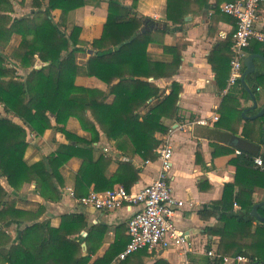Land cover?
<instances>
[{
    "label": "trees",
    "instance_id": "trees-1",
    "mask_svg": "<svg viewBox=\"0 0 264 264\" xmlns=\"http://www.w3.org/2000/svg\"><path fill=\"white\" fill-rule=\"evenodd\" d=\"M102 1L107 3L105 27L110 41L106 52L100 49V38L91 42L83 40L82 27L75 24L78 8L100 5ZM137 1L126 5L123 0H47L44 5L43 0H31L36 10L13 17L15 6L23 7L25 0H0V105L5 112L0 116V264H112L125 249L129 233L122 248L118 247L119 242H114L104 254L97 255L106 231L104 225L90 226L83 214L64 213L60 224L54 227L50 218H43L46 212L43 204L26 208L10 191L21 192L25 185L34 183L45 200L58 201L60 191L55 180L64 185L61 169L72 157L82 160L73 175L77 198L83 186L101 193L120 183L131 191L142 171L135 158L142 162L157 160L160 135L169 131L168 121L180 118L178 100L183 87L173 77L182 66L183 50L190 43L183 29L187 23L185 17L200 15L209 0H166L162 25L140 15L135 10ZM219 3L213 7L217 11L221 8ZM55 9L61 10L58 21L52 14ZM168 35L174 38L170 43L165 41ZM14 36L16 43L10 45ZM225 41L227 50L222 68L227 73L222 82L220 70L214 65L221 88L226 87L233 57L232 35ZM153 43L160 46V56L150 51ZM88 46L94 53L80 65L75 55ZM249 46L246 50L254 51ZM260 52L264 54L263 50ZM107 53L113 54L115 60L100 62L99 58ZM18 68L27 72L19 74ZM78 76L95 77L105 88L77 85ZM160 81L166 83L160 85ZM246 82L257 98V88H264V71L248 74ZM236 87L238 90L231 88L223 97L216 123L226 127L228 112L224 107L232 104L237 115L233 133L240 132L238 136L262 145L263 150L251 152L240 148V153L230 160L236 173L234 181L224 185L218 202L223 209V224L209 228L208 232L221 237L243 236L247 241L220 243L214 250L220 257L210 264L223 262L224 256L238 255L247 258L246 264H264V221H257L251 215L254 190L264 188V114L244 121L236 93L239 91L245 100L251 99V95L240 81ZM72 119L79 122L84 133L71 130ZM47 129H55L66 142L46 157L31 160L26 152L36 147L32 135L39 139ZM253 129H256L254 134ZM103 137L123 156L121 160L96 148L95 143ZM214 146L219 148L217 144ZM256 157L262 159V166L255 163ZM113 164L117 168L111 172ZM235 203L240 206L238 211H234ZM258 211L264 217V205ZM12 221L19 227L16 238L8 232ZM136 254L128 255L120 263L127 264Z\"/></svg>",
    "mask_w": 264,
    "mask_h": 264
},
{
    "label": "crops",
    "instance_id": "crops-1",
    "mask_svg": "<svg viewBox=\"0 0 264 264\" xmlns=\"http://www.w3.org/2000/svg\"><path fill=\"white\" fill-rule=\"evenodd\" d=\"M29 1L27 3L31 5V0ZM123 1L126 5L132 3V0ZM218 1H220L219 4L221 6L229 0H209L200 15L195 17L189 15L190 20L183 25L185 35L190 43L183 50V64L173 77V80L179 82L183 87L178 100L180 118L168 121L170 127H173V132L170 136L173 156L169 183L172 187L173 195L184 201V205L178 208L173 219L177 228L187 236L191 244V250L187 253L178 248L142 250L129 258L127 264H139L141 262L143 264H154L162 261L164 262L163 264H183L185 258L193 260L195 264H210L213 262V258L207 255L206 252L208 250H216L220 243L243 244L247 241V238L243 236L221 237L208 232L209 228L218 227L223 224L221 220L223 209L218 202L222 198L224 185L234 181L236 168L230 163V160L235 158L241 151L240 147L235 146V141L237 139H239V143L241 140L245 141L250 145L249 147L247 146V149L253 152L263 150L262 145L250 143L243 137L238 136L240 135L239 131H241L244 121L255 119L250 117L257 114L264 106V88L262 86L257 88V98L252 93L254 98L251 96V99L245 100L239 91L236 93L243 109L241 116L244 120L239 125L238 135H235L232 131L237 126V115L233 113L232 104H227L224 107L225 111L228 112L225 128L217 125L216 122L219 118L217 120L212 119L213 114L220 116L219 108L228 90L231 88H233V91L238 90L236 84L229 86L228 80L226 87L221 88L214 69V65L219 68V77L222 82L227 73L226 68L225 70L222 68V65H224V53L227 50V42L225 40L236 29V19L233 16L224 13L221 11V8L219 11L213 8ZM15 7L16 11L13 17L24 16L26 13H31L34 9L30 7L26 12V8L24 7L18 5ZM135 10L140 15L149 17L157 22V24L162 25L165 22L166 0H138ZM52 14L54 19L58 21L61 17V10L55 9L52 11ZM106 18L107 3L105 1H102L100 5H85L78 8L75 13V24L82 27L81 38L84 39V35L88 31L94 33L97 38L96 33L98 32L95 31L97 30L96 27L101 24L104 26ZM256 27L264 30V0L259 6ZM105 37V44L101 42L100 49L106 52L110 47V41L108 34ZM15 39L16 37L14 36L10 45L16 43ZM173 39L172 35H168L165 41L166 43H170ZM254 41L249 46L254 51L248 52L246 50V56L258 54L260 57L254 58L255 70L264 71V54L260 52L264 51V44L263 46L257 45ZM149 49L154 55H161V48L158 44H151ZM93 53L94 50L91 47H86L84 51L77 52L75 55L77 63L84 65ZM258 59L260 62H256ZM114 60V55L111 53H107L99 58L100 62H113ZM244 69L245 67L243 66L242 74ZM26 72L24 69L18 68L19 74L24 75ZM239 81L241 82V78ZM164 83L166 81L159 82L160 85H164ZM76 84L85 87L105 88L104 84L98 79L88 76H78ZM247 86L250 88L248 84ZM168 92L169 90L166 91V93ZM254 102L256 103L255 108H253ZM252 110L258 111L250 113ZM3 115H5V112L0 105V116ZM200 118L208 119V124L201 125L194 123ZM14 120L21 123L18 119ZM182 125H185V127L182 128ZM70 126L72 131L78 134L84 133V130L80 128L79 122L76 119L70 120ZM262 127L264 128V125ZM29 129L31 128L29 127ZM255 130L253 129L251 132L254 134ZM166 134L160 135V138L162 139ZM32 142L36 143V147L29 148L26 156L31 157V160H38L55 151L60 143L66 142V139L55 129H47L39 139H36L32 135ZM215 144L219 148H215ZM95 146L97 149H102L106 153L111 154L116 159L121 160L123 158L119 151L105 137L95 143ZM135 162L138 166H141L142 171L140 173V180L132 187L133 191L140 190L152 182L156 178L160 168L158 160L144 163L136 157ZM81 163V158L72 157L62 167L61 174L64 178V185L60 186L55 180V184L60 191L58 201L45 200L36 191L34 183L25 185L21 192L12 189L10 192L13 191L14 196L23 201V205L26 208H30L34 204H43L46 209L43 218H50L51 225L54 227L60 224L61 215L64 213H81L85 216L90 226L95 224L104 225L106 231L97 255L104 254L114 242H119L118 247L122 248L128 241L127 224L136 207L129 208L125 206L115 210H98L92 207H85L79 203L78 198L74 195L73 175L78 171ZM116 168L117 165L113 164L110 167V171L113 172ZM117 185L122 186L120 183L114 184V186ZM90 190H92V187L83 186L81 194ZM253 197L255 204L264 202V188L256 187ZM235 204L233 205L234 211H238L240 206ZM122 226L125 227L124 230ZM18 228V223L12 221L8 227V232L16 238ZM83 235L86 234L83 233ZM82 246L86 248V243L82 242ZM120 262L116 257L112 264H121ZM246 263L223 261L219 264Z\"/></svg>",
    "mask_w": 264,
    "mask_h": 264
},
{
    "label": "built area",
    "instance_id": "built-area-1",
    "mask_svg": "<svg viewBox=\"0 0 264 264\" xmlns=\"http://www.w3.org/2000/svg\"><path fill=\"white\" fill-rule=\"evenodd\" d=\"M263 0H234L223 3L221 11L236 19V29L232 34L233 57L228 78L229 86L236 84L242 76L246 49L252 40L264 43V30L256 27L260 3ZM218 114H213L212 119L217 120ZM194 123L206 125L208 119L200 118ZM182 128L185 125L181 126ZM173 127L162 138L160 146L156 149L157 160L160 168L156 178L137 191H128L123 186L117 185L104 192L90 190L81 194L77 199L85 207L98 210H115L122 207H136L128 221V233L130 239L117 259H125L128 255L142 250H159L178 248L184 253L191 250V244L187 236L181 232L173 217L178 208L184 205V201L173 195L169 183V173L172 168L173 147L170 136ZM145 161L144 163H148ZM255 163L262 166L260 157L255 158ZM236 205V204H235ZM211 258H219L214 250H208ZM224 262H247L242 255L236 257H223ZM183 264H195L189 258H185Z\"/></svg>",
    "mask_w": 264,
    "mask_h": 264
},
{
    "label": "water",
    "instance_id": "water-1",
    "mask_svg": "<svg viewBox=\"0 0 264 264\" xmlns=\"http://www.w3.org/2000/svg\"><path fill=\"white\" fill-rule=\"evenodd\" d=\"M188 20H190V16L185 17V21L188 22ZM90 53H91V50H90ZM255 57H260V56L258 54H249V55H247L245 57V60H244L245 69H244L243 74L241 76V83L248 90V92L251 94L252 98H254V97H253V94H252L250 88L247 86L246 76L248 74H251L255 70V65H254V58ZM255 107H256V103L254 102L253 108H255ZM250 108H252V107H250ZM250 108H248V109H250ZM248 109H246V110H248ZM263 114H264V106L262 107V109L257 114L251 116L250 118H257V117L262 116ZM263 139H264V134H263ZM237 141H235L237 143V144L235 143V146L240 147V148H244L246 150H249V149H247V146L248 147L250 146L249 144H247L243 140H241L240 143H239V139H237ZM249 151L253 152L252 150H249ZM261 205H264V202H259V203L254 204L253 207H252V210H251V215L257 221L263 222L264 221V217H262V215L258 211V208ZM254 264H259V263L255 262Z\"/></svg>",
    "mask_w": 264,
    "mask_h": 264
},
{
    "label": "rangeland",
    "instance_id": "rangeland-1",
    "mask_svg": "<svg viewBox=\"0 0 264 264\" xmlns=\"http://www.w3.org/2000/svg\"><path fill=\"white\" fill-rule=\"evenodd\" d=\"M29 0H25V4H24V8H26V12H27V10H29V8L30 7H32V5H30L29 3H27ZM30 2V1H29ZM30 5V6H29ZM44 5H46V0L44 1ZM29 6V7H28ZM35 10V9H34ZM25 12V13H26ZM25 13H23V14H25ZM27 14V13H26ZM25 14V15H26ZM28 14H30V13H28ZM27 14V15H28ZM55 17H56V15H55ZM101 26V27H100ZM96 29L97 30H95L96 32H98V33H96L97 34V38L99 37L100 38V40H101V42H105V39L104 38H106L105 36H106V27H105V24H104V26H103V24H101V25H99L98 27H96ZM98 34H99V36H98ZM94 37L96 38V35H94V33H92V32H89L88 31V33L86 32L85 33V35H84V39L83 40H85V41H87V42H91L93 39H94ZM104 39V40H103ZM105 44V43H104ZM78 46H81V45H78ZM103 46H105V45H103ZM87 48H89V46L87 47Z\"/></svg>",
    "mask_w": 264,
    "mask_h": 264
}]
</instances>
